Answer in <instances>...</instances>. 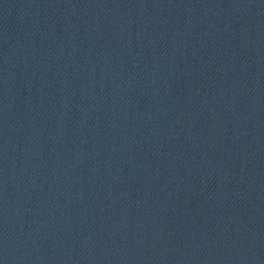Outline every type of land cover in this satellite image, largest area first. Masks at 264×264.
<instances>
[{
    "label": "water",
    "instance_id": "95a60500",
    "mask_svg": "<svg viewBox=\"0 0 264 264\" xmlns=\"http://www.w3.org/2000/svg\"><path fill=\"white\" fill-rule=\"evenodd\" d=\"M0 264H264V0H0Z\"/></svg>",
    "mask_w": 264,
    "mask_h": 264
}]
</instances>
